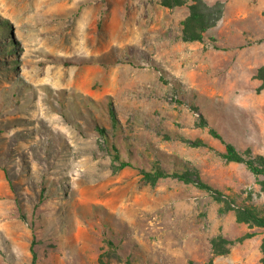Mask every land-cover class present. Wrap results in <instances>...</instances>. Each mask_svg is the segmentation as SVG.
Masks as SVG:
<instances>
[{"label": "rangeland", "instance_id": "obj_1", "mask_svg": "<svg viewBox=\"0 0 264 264\" xmlns=\"http://www.w3.org/2000/svg\"><path fill=\"white\" fill-rule=\"evenodd\" d=\"M181 1L0 0V264H262L264 0Z\"/></svg>", "mask_w": 264, "mask_h": 264}, {"label": "trees", "instance_id": "obj_2", "mask_svg": "<svg viewBox=\"0 0 264 264\" xmlns=\"http://www.w3.org/2000/svg\"><path fill=\"white\" fill-rule=\"evenodd\" d=\"M182 4L181 0H164V5L167 7H173L174 5L179 6ZM190 15L185 22L184 28V39L186 41L201 42L203 40V35L210 29L214 28L219 22L222 10L219 7H210L206 5L202 0H194V3L189 7ZM101 132L105 134L104 129ZM212 135L220 140L226 147V153L224 155L225 159L229 162L243 164L247 169L256 177L261 190L264 192V157H246L238 152V150L230 143H228L222 135L217 131L212 130ZM116 159L120 160L119 152L114 146ZM130 163L121 161V168L131 167ZM144 177L150 179L153 182L162 178L173 177L186 184H193L201 189L213 191V189L204 183L200 176L193 172H183V173H173L169 175L168 173L161 171L160 169L153 172H144ZM238 220L240 222L252 223L260 228L264 229V216H261L258 212L251 209L239 210ZM112 245V243H110ZM263 253H264V243H263ZM35 257V256H34ZM36 259V258H35ZM100 264H106L104 261H100ZM196 264V263H191ZM264 264V258L262 261Z\"/></svg>", "mask_w": 264, "mask_h": 264}]
</instances>
